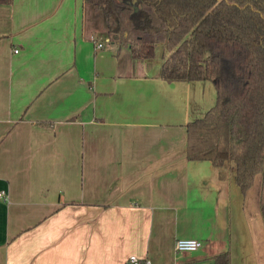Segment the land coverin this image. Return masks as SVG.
Returning <instances> with one entry per match:
<instances>
[{
    "label": "crops",
    "instance_id": "crops-1",
    "mask_svg": "<svg viewBox=\"0 0 264 264\" xmlns=\"http://www.w3.org/2000/svg\"><path fill=\"white\" fill-rule=\"evenodd\" d=\"M105 36L82 0L0 4V264H264L260 176L242 194L185 156L212 84Z\"/></svg>",
    "mask_w": 264,
    "mask_h": 264
},
{
    "label": "trees",
    "instance_id": "trees-1",
    "mask_svg": "<svg viewBox=\"0 0 264 264\" xmlns=\"http://www.w3.org/2000/svg\"><path fill=\"white\" fill-rule=\"evenodd\" d=\"M82 1L133 59L161 45V79L212 84L215 103L185 126L186 159L210 162L219 180L233 174L242 194L260 176L264 225V0ZM213 260L229 264L228 251Z\"/></svg>",
    "mask_w": 264,
    "mask_h": 264
},
{
    "label": "built area",
    "instance_id": "built-area-1",
    "mask_svg": "<svg viewBox=\"0 0 264 264\" xmlns=\"http://www.w3.org/2000/svg\"><path fill=\"white\" fill-rule=\"evenodd\" d=\"M94 41V45L96 47V49H101L102 48V43L99 41L94 40V38H92ZM0 199L4 200V192H0ZM201 247V242L199 240L196 239H177L175 241V251L176 252H187V251H195L198 248ZM129 261L133 264H138L140 263L139 259H137L134 256L129 257ZM144 264H149V262L147 260L144 261Z\"/></svg>",
    "mask_w": 264,
    "mask_h": 264
},
{
    "label": "rangeland",
    "instance_id": "rangeland-1",
    "mask_svg": "<svg viewBox=\"0 0 264 264\" xmlns=\"http://www.w3.org/2000/svg\"><path fill=\"white\" fill-rule=\"evenodd\" d=\"M87 20H88V24L93 23V19H92V16L90 14H88ZM103 43H105V44H108L109 43L106 36H105V38L103 40ZM161 52H162V46L161 45H157L156 51H155L156 55L157 56H160L161 55Z\"/></svg>",
    "mask_w": 264,
    "mask_h": 264
}]
</instances>
